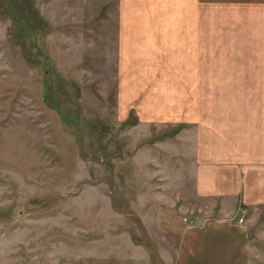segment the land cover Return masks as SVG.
Returning a JSON list of instances; mask_svg holds the SVG:
<instances>
[{
    "label": "rangeland",
    "instance_id": "374dc122",
    "mask_svg": "<svg viewBox=\"0 0 264 264\" xmlns=\"http://www.w3.org/2000/svg\"><path fill=\"white\" fill-rule=\"evenodd\" d=\"M153 1L0 0V264H172L214 215L195 171L227 85Z\"/></svg>",
    "mask_w": 264,
    "mask_h": 264
},
{
    "label": "crops",
    "instance_id": "0c3cea01",
    "mask_svg": "<svg viewBox=\"0 0 264 264\" xmlns=\"http://www.w3.org/2000/svg\"><path fill=\"white\" fill-rule=\"evenodd\" d=\"M153 3L163 5L154 20L176 50L211 46L214 84L228 89L214 96L225 101L214 109V156L201 157L195 171V195L214 202V215L180 227L172 264H251L264 239V0Z\"/></svg>",
    "mask_w": 264,
    "mask_h": 264
},
{
    "label": "built area",
    "instance_id": "2783aa9c",
    "mask_svg": "<svg viewBox=\"0 0 264 264\" xmlns=\"http://www.w3.org/2000/svg\"><path fill=\"white\" fill-rule=\"evenodd\" d=\"M242 221V218H239V222H241Z\"/></svg>",
    "mask_w": 264,
    "mask_h": 264
}]
</instances>
